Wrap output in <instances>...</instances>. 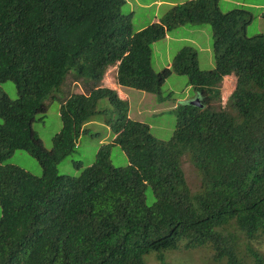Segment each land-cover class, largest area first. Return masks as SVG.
<instances>
[{"label": "trees", "instance_id": "obj_1", "mask_svg": "<svg viewBox=\"0 0 264 264\" xmlns=\"http://www.w3.org/2000/svg\"><path fill=\"white\" fill-rule=\"evenodd\" d=\"M125 4L0 0V86L11 81L17 94L11 100L0 89V264H143L145 245L121 247L135 199L147 186L157 201L132 231L140 227L152 237L155 252L163 251L162 264L163 253L177 250L180 240L201 261L264 264V35L248 38L250 13H222L219 0L178 4L159 22L134 31L131 16L121 13ZM201 25L212 29L214 69L200 70L196 51L185 47L169 69L154 72L153 44L179 27ZM112 67L119 86L158 99L172 73L186 76L203 107L184 103L174 109L172 136L160 141L147 124L129 118L126 100L103 87ZM231 75L235 89L221 108V85ZM67 78L81 81L87 93L64 92ZM104 99L109 108L100 109ZM54 101L60 103L61 129L47 150L32 125ZM98 116L114 140L92 167L81 170L74 162L78 177L59 175L58 165L82 135H91L85 126ZM114 146L132 167L112 165ZM15 151L39 162L40 179L1 165ZM185 160L198 170L195 194L182 170ZM165 222L174 233L190 230L163 243L158 232Z\"/></svg>", "mask_w": 264, "mask_h": 264}, {"label": "rangeland", "instance_id": "obj_2", "mask_svg": "<svg viewBox=\"0 0 264 264\" xmlns=\"http://www.w3.org/2000/svg\"><path fill=\"white\" fill-rule=\"evenodd\" d=\"M191 0H125L126 4L121 9L123 15L131 16V23L134 31H139L152 23L159 22V19L171 7L183 4ZM219 9L222 13H227L235 9H244L252 17L251 23L246 28L248 38L259 34L264 35V0H219ZM185 47L193 48L197 53V61L200 70L210 71L214 69L213 57V38L212 29L209 25L201 26H183L167 34V37L153 44L152 47V66L154 72L158 73L171 66L175 55ZM110 69L104 79L107 87L114 85L113 71ZM224 85V96H227V84ZM233 84V86H232ZM0 89L11 100L17 98L16 88L11 81L1 84ZM119 94L126 98L129 104V116L132 120L142 122L150 127L153 137L160 141H169L175 128V116L173 110L187 102L195 99L197 96L194 88L188 85L186 76H179L172 73L161 87V99L154 94L130 89L124 93L120 89ZM84 91V85L81 81H72L67 78L64 92ZM223 90V89H222ZM232 90V89H231ZM64 94V93H63ZM62 98V94H58ZM60 103L54 101L47 104V112L41 121H36L32 125L33 131L41 140L45 149L52 147V138L61 129V120L59 116ZM100 109L108 107V101L104 99L99 103ZM2 120L0 119V124ZM87 129L93 136L82 135L78 140L75 152L63 160L57 167L58 173L70 177L79 176L81 170H77L74 162H81L83 168L91 166L95 159L98 149L110 142L113 136L109 127L105 125L103 117H95L87 125ZM111 163L115 167H124L128 164L127 157L118 146L111 148ZM3 165L17 166L30 174L40 177L42 170L35 158L24 151H15ZM186 172L189 179L192 177L193 169L187 164ZM154 196L150 188L146 191V204L151 205ZM1 217V208H0Z\"/></svg>", "mask_w": 264, "mask_h": 264}, {"label": "clouds", "instance_id": "obj_3", "mask_svg": "<svg viewBox=\"0 0 264 264\" xmlns=\"http://www.w3.org/2000/svg\"><path fill=\"white\" fill-rule=\"evenodd\" d=\"M176 6V5H175ZM174 7V6H173ZM167 37V36H166ZM165 37V38H166ZM173 61V60H172ZM172 65V63H171ZM171 67V66H170ZM170 67L168 68H165V69H169ZM112 69L111 71H113V77H114V84L116 86V88H111V87H107L105 86L104 84V79L106 77V74L107 72ZM104 78H103V81H102V85L103 87H106V88H109V89H112V90H115L119 97L122 98L119 94L120 89H123L124 90V93H126V91L128 90V88H125V87H121L119 86L117 83H116V79H115V76H116V67H112L110 68ZM228 80H232V82H234V86L232 84L233 87H231V83L228 82L227 84V96H224L223 94L225 93L224 92V88H223V85L228 81ZM235 85H236V79L233 75L231 76H225L224 79H223V82H222V85H221V103H220V107L221 108H225L226 107V104H227V100L228 98L230 97V95L232 94L233 90L235 89ZM223 89V90H222ZM232 89V90H231ZM77 93H81V94H85L87 93V88L86 86L84 85V91L82 90L81 92H77ZM124 100L127 101L126 98H122ZM198 100V104L197 105H194V106H197V107H203L200 103V99L196 96L194 100L190 101V102H187L191 105L192 102ZM128 102V101H127ZM129 105V104H128ZM177 108V107H176ZM175 108V109H176ZM128 116H129V113H128ZM130 118V116H129ZM131 119V118H130ZM132 120V119H131ZM135 121V120H133ZM138 122V121H136ZM91 123V122H89ZM87 123L85 128L87 129V125L89 124ZM139 123H142V122H139ZM150 128V127H149ZM113 135V134H112ZM90 136H93L92 134ZM80 139V138H79ZM114 140V136L111 137V140L109 143L107 144H110L112 143V141ZM78 144V142H77ZM106 145V144H105ZM104 145H102L97 153H96V158H97V154L98 152L100 151V149L103 147ZM77 147V146H76ZM121 149V148H120ZM122 150V149H121ZM123 151V150H122ZM124 152V151H123ZM125 154V152H124ZM126 155V154H125ZM31 156V155H30ZM110 156H111V152H110ZM11 157V156H10ZM33 157V156H32ZM127 157V155H126ZM34 158V157H33ZM110 158V157H109ZM111 160V159H110ZM96 161V159H95ZM94 161V163H95ZM127 161H128V164L124 167H116V168H121V169H125V168H128V167H132V164L130 162V160L128 159L127 157ZM38 162V161H37ZM39 163V162H38ZM94 163L89 166V167H92L94 165ZM189 164L192 169H193V173H192V177L191 179L188 178L187 176V172H186V165ZM3 167H5V165L1 164ZM40 165V164H39ZM113 165V164H112ZM13 166V165H11ZM75 166V164H74ZM17 167V166H16ZM41 167V166H40ZM115 167V166H114ZM19 168V167H18ZM88 168V167H86ZM21 169V168H20ZM77 169V168H76ZM84 168H82L81 170H83ZM23 170V169H22ZM41 170H42V167H41ZM58 170V169H57ZM78 170V169H77ZM182 170H183V173L185 175V178H186V181H187V185H188V188H189V193L191 194H195L197 192V186L199 185V181H198V178H197V175H198V170L195 168V166L191 163L190 160H185L182 164ZM25 171V170H23ZM27 172V171H26ZM29 173V172H27ZM43 173V172H42ZM58 173V172H57ZM81 173V172H80ZM59 174V173H58ZM32 175V174H31ZM61 175V174H59ZM80 175V174H79ZM34 176V175H33ZM42 176V175H41ZM40 176V177H41ZM61 176H66V175H61ZM36 177V176H35ZM40 177H36L38 179H40ZM66 177H70V176H66ZM78 177V176H77ZM71 178H76V177H71ZM150 188L152 190V193H153V196H154V201L151 205H147L146 204V191L147 189ZM120 197L122 199H127V195L124 191L120 192ZM136 200V204H135V209H134V212H133V215L131 217H129V220L127 221L126 223V226L123 228V233H124V236H125V242L123 244V246L121 247V249L123 251H125L128 247H135L136 245H145L146 246V251L142 253L141 255V258H142V261H143V264H162V261L160 260V257H161V254L162 252H155V248H154V240L152 239L151 236H149L147 233H145V231L138 227L136 228L135 230L132 231V228H133V225L135 224L137 218L142 215L143 213H145L146 211L150 210L151 208L154 207L156 201H157V198H156V195L154 193V190L153 188H151L150 186H147L145 188H143V190L140 192L139 196L135 199ZM163 206V204H162ZM159 211H162V209L160 208ZM157 215V214H156ZM155 220V219H154ZM153 220V221H154ZM160 232H158L159 236L161 237V239L163 240V243H170L172 241V239L176 240L177 236L182 233V232H186L190 229H187V230H178L174 233L173 231V228L170 227L166 222L164 223V225L159 228ZM178 245H179V248L177 250H173V251H166L163 253V257L165 259V264H214L212 260H199L202 256L201 254L193 257V253H189L190 250H186L184 246L187 247V244H186V241L185 240H180L178 242ZM260 249L264 252V243L260 246ZM194 252V251H193ZM192 255V256H191ZM213 258V257H212ZM163 260V259H162ZM217 264V263H216Z\"/></svg>", "mask_w": 264, "mask_h": 264}, {"label": "water", "instance_id": "obj_4", "mask_svg": "<svg viewBox=\"0 0 264 264\" xmlns=\"http://www.w3.org/2000/svg\"><path fill=\"white\" fill-rule=\"evenodd\" d=\"M193 105H197L198 104V100L192 102Z\"/></svg>", "mask_w": 264, "mask_h": 264}, {"label": "crops", "instance_id": "obj_5", "mask_svg": "<svg viewBox=\"0 0 264 264\" xmlns=\"http://www.w3.org/2000/svg\"><path fill=\"white\" fill-rule=\"evenodd\" d=\"M114 84V83H113ZM111 88H116V86H115V84L114 85H112V86H110Z\"/></svg>", "mask_w": 264, "mask_h": 264}]
</instances>
